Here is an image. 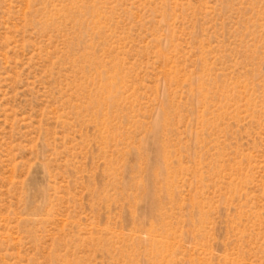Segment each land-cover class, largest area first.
Here are the masks:
<instances>
[{"label": "rangeland", "instance_id": "1", "mask_svg": "<svg viewBox=\"0 0 264 264\" xmlns=\"http://www.w3.org/2000/svg\"><path fill=\"white\" fill-rule=\"evenodd\" d=\"M0 264H264V0H0Z\"/></svg>", "mask_w": 264, "mask_h": 264}]
</instances>
